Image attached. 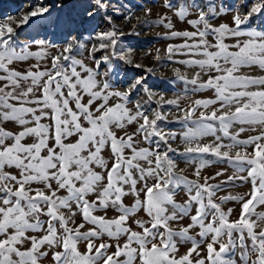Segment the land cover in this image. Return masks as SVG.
I'll return each instance as SVG.
<instances>
[{
  "label": "snow or ice",
  "instance_id": "1",
  "mask_svg": "<svg viewBox=\"0 0 264 264\" xmlns=\"http://www.w3.org/2000/svg\"><path fill=\"white\" fill-rule=\"evenodd\" d=\"M157 6L149 19L147 5L54 0L0 23V264H264V0ZM133 17L129 33L115 22ZM33 18L62 45L20 39ZM138 25L181 41L153 58L188 69L174 75L198 98L165 99L142 74L116 87L121 64L143 67L122 46Z\"/></svg>",
  "mask_w": 264,
  "mask_h": 264
},
{
  "label": "rangeland",
  "instance_id": "2",
  "mask_svg": "<svg viewBox=\"0 0 264 264\" xmlns=\"http://www.w3.org/2000/svg\"><path fill=\"white\" fill-rule=\"evenodd\" d=\"M54 0H0V23L5 22L6 17H12L15 20H19L24 14L28 13L31 8L38 5H48L50 6ZM121 3L128 5L134 12L135 16L143 17V12L140 11V6L147 5L148 7L153 8V15L149 17V19H155L156 13L162 12L163 10L157 6V0H120ZM229 3L235 2L237 4L247 3L249 6L255 2V0H228ZM55 11L53 12V16H55ZM116 24L120 27L125 33H129L133 30V25H137V20L133 17L130 21H125L121 19H117ZM221 22L217 20L216 23ZM15 27V25H13ZM178 28H183L185 25L177 24ZM136 31L139 32V36H131L125 35L123 37L122 46L123 47H131L133 49L131 55L134 63H140L143 65L141 69H136L134 67L121 64L118 69L117 83L115 80L113 83L116 87L123 89L126 87V82H130L133 77L142 74L145 76L147 85L155 92L157 95H163L165 99H175L180 97L181 105H186L191 100L198 98L197 96L192 95V93H185L183 82L178 80L174 75V69L180 68L182 73L187 72L189 76H191V72L186 69L184 66L175 63L174 61H169L166 59H162L160 61L155 60L153 57L156 54V49H160L161 57L164 56L165 47L167 43H180L179 39L173 41H165L158 38V33L162 34L165 29L161 26H137ZM18 35L20 39H25L27 36L31 35L36 39H44L50 42L52 45L60 46L63 41L57 30L56 26L49 21L41 20L39 18H33L31 22V27L24 26L22 28L17 29ZM35 50V48H33ZM57 48H49V55H55L57 52ZM100 53H97L99 56ZM81 58V57H78ZM182 57H176L174 59H180ZM36 61L30 60L27 63L19 65L20 70H25L28 68L29 64L35 63ZM50 66V61L42 62ZM147 68H152L154 71L150 74L146 71ZM198 95L210 96L211 93H202ZM137 99L141 101L147 99V95L143 92L139 94ZM131 107V105H130ZM171 106H165V110H168ZM172 114H169V119H171ZM173 130H179L178 125H170ZM133 126H129L128 131L131 133L133 130ZM178 148V151L183 150V145L179 143L177 140L173 145ZM178 167L186 169L187 175L191 177L192 169L182 160H178ZM223 167L220 165H213L208 169L204 170V174H213L218 168ZM214 183V182H213ZM246 189L243 187L240 188H227L225 192L219 193V195L227 194L231 192L232 194H237L244 192ZM185 198L184 193L181 192L177 195L176 199L178 202H182ZM131 201H126V203H130ZM225 207H234L236 208V213H238L239 208L235 204V202H229ZM257 211H264V207L258 208ZM236 213L233 215V219L236 216ZM112 213H110L111 215ZM187 221H185L186 223ZM195 235V233H192ZM187 246H183L180 248V251H185ZM45 264H48L45 261Z\"/></svg>",
  "mask_w": 264,
  "mask_h": 264
}]
</instances>
